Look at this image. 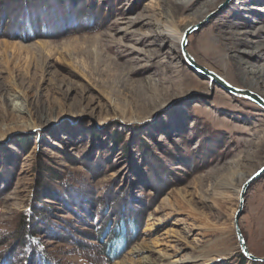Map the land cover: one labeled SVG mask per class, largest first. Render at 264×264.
I'll use <instances>...</instances> for the list:
<instances>
[{
  "label": "rangeland",
  "instance_id": "1",
  "mask_svg": "<svg viewBox=\"0 0 264 264\" xmlns=\"http://www.w3.org/2000/svg\"><path fill=\"white\" fill-rule=\"evenodd\" d=\"M50 1L0 0V250L43 203L52 213L33 246L60 264H117L159 236L178 264H264L234 224L238 186L264 165V107L189 63L183 35L174 47L154 28L173 13L176 28L196 26L195 61L262 94L264 79L247 83L238 66H264V0ZM109 204L142 222L111 262L94 239ZM239 225L264 256V171Z\"/></svg>",
  "mask_w": 264,
  "mask_h": 264
},
{
  "label": "trees",
  "instance_id": "2",
  "mask_svg": "<svg viewBox=\"0 0 264 264\" xmlns=\"http://www.w3.org/2000/svg\"><path fill=\"white\" fill-rule=\"evenodd\" d=\"M23 11H26V8ZM29 27L31 29V23H29ZM44 195L48 194L44 193ZM64 197L71 201V197L66 195V193ZM40 198L42 196H39L36 200L40 201ZM113 202L115 201L111 199L109 203L113 206ZM121 202L127 203L126 199H122ZM110 204L104 209L105 213L102 212V215L99 214L100 220H102V216L107 218L108 215L114 214L111 213L112 207ZM41 207L45 208V205L43 203H36L35 207L32 205V210L37 213L38 217L33 220H27V222L24 219L21 222L22 224L20 223L18 225L17 232L11 238L12 241L3 250H0V264H60L36 249V245L33 246V236L39 233L38 230H44L46 228L45 225L49 222V216L52 213L46 208L42 210ZM121 209L123 211L115 212L114 218L110 216L107 219L106 224L103 225L104 227L100 229L99 235L94 237L96 241L102 243V253L109 262L119 258L134 240H137L142 226L141 219L138 218L137 214L132 213L129 209L127 211L124 208ZM19 242L21 243L19 244ZM16 244H19L17 248H15ZM8 247L10 248L5 250ZM18 257L21 258V261Z\"/></svg>",
  "mask_w": 264,
  "mask_h": 264
},
{
  "label": "bare ground",
  "instance_id": "3",
  "mask_svg": "<svg viewBox=\"0 0 264 264\" xmlns=\"http://www.w3.org/2000/svg\"><path fill=\"white\" fill-rule=\"evenodd\" d=\"M36 1V0H35ZM42 1V0H41ZM49 1V0H48ZM52 1V0H51ZM50 1V2H51ZM23 2V1H22ZM49 2V3H50ZM34 3V2H33ZM20 4V3H19ZM24 5V4H23ZM21 6V5H20ZM44 6V5H43ZM51 6L55 7L56 5L51 4ZM24 7V6H23ZM52 7V8H53ZM56 8V7H55ZM100 10V8H99ZM51 11V9H50ZM76 11V10H75ZM56 13V12H55ZM51 14V13H50ZM174 14V13H173ZM169 15L168 17L165 16V18L167 20H162V17L157 18L156 21H154V28L156 30V32L161 36L166 35V36H170L172 38V46L176 47V43H174L175 39L180 40L181 36L184 33L185 28H176L177 26L174 25V20L172 19V15ZM53 15V14H52ZM60 16V14H59ZM164 16V15H163ZM53 17V16H52ZM58 17V16H57ZM47 19V18H46ZM50 20V19H49ZM52 20V19H51ZM166 21V22H164ZM168 21V22H167ZM58 24V23H56ZM55 24V25H56ZM137 24V23H136ZM60 28V27H58ZM153 28V29H154ZM56 29V28H55ZM58 30V29H56ZM58 32V31H57ZM256 34V33H255ZM253 36H256V35ZM258 34V33H257ZM179 46V44H178ZM264 49V45L260 46V48H258L257 52H255V57L259 58L261 56V53H258V51L263 50ZM190 51V50H189ZM254 53V52H253ZM252 55V54H251ZM247 59L244 60H239V70L243 76L242 79H244L247 83H255V84H259L261 83L262 79H264V66H258L256 63L251 61V57L250 55H246ZM264 58V57H262ZM200 64V63H199ZM209 68V67H208ZM205 74V73H204ZM206 75V74H205ZM219 75V73H218ZM248 90L257 93L258 95L261 94L258 91L252 89L251 87H247ZM264 89V87H263ZM264 92H262L261 96L264 98ZM263 109V108H262ZM209 144V143H208ZM201 150V149H200ZM107 156V155H106ZM129 157V156H128ZM139 160V159H138ZM157 161V160H156ZM158 162V161H157ZM255 171V169L253 170ZM252 171V172H253ZM139 175V174H138ZM142 176V175H141ZM163 177V176H162ZM247 178V177H246ZM244 178L243 181L246 179ZM115 181V180H114ZM121 181V180H120ZM242 181V182H243ZM241 184L238 186V196H239V190H240ZM126 189V188H125ZM138 198V197H137ZM116 200V199H115ZM109 203V202H108ZM116 204V203H115ZM118 205V204H117ZM117 207V206H116ZM236 209V208H235ZM146 214V213H145ZM141 215V214H140ZM125 220V219H124ZM129 222V221H128ZM106 224V223H105ZM130 227V226H129ZM152 227V226H151ZM169 232V231H166ZM168 234V233H167ZM162 235V234H161ZM245 236V235H244ZM167 238V237H166ZM238 238V237H237ZM164 237L163 236H159V237H154V238H149V237H145L143 238L141 241H139L138 243H136L135 245H133L128 251H127V255H125V257H123L121 260H117V264H178L183 262L186 257H172V255L166 251L163 248H160L158 246H160L162 243H165L163 241ZM238 240V239H237ZM97 249V248H96ZM158 252L156 256L154 255V252ZM208 253L205 252H201L200 255H196L194 258L197 257H206L209 260L210 259H216L218 256H207ZM220 254V253H219ZM225 254V253H224ZM223 252L220 254V256L224 257ZM187 260V259H186ZM217 260V259H216ZM252 260V259H251Z\"/></svg>",
  "mask_w": 264,
  "mask_h": 264
},
{
  "label": "water",
  "instance_id": "4",
  "mask_svg": "<svg viewBox=\"0 0 264 264\" xmlns=\"http://www.w3.org/2000/svg\"><path fill=\"white\" fill-rule=\"evenodd\" d=\"M196 28V26H189L188 28L185 29L182 39H181V48L183 51V54L187 57L189 63H191L195 68H197L198 70L208 74L209 76L214 77V79L216 81H218L222 86H224L225 88H227L229 91L233 92V93H242L245 94L249 97H251L252 99H254L257 103H259L260 105H262L264 107V98H262L260 95H258L257 93H254L248 89H243V88H239L236 87L230 83H228L226 80H224L221 76H219L218 74H216L214 71L207 69L205 66L198 64L195 59L193 58V56H191L187 50V45H185L183 43L184 39L187 38L188 34L194 29ZM264 171V165L261 166L258 170L254 171L250 176H248L244 182L241 184L240 190H239V206L237 208V210L235 211L234 214V224H235V229H236V233L238 236V240H239V245L241 248V251L243 252V254L247 255L249 258L253 259V260H264V256H260L257 255L253 252H251L246 244V240H245V236L240 228L239 225V218L242 214V210L244 207V202H245V193L247 188L249 187V185L251 184V182L253 180H255L262 172Z\"/></svg>",
  "mask_w": 264,
  "mask_h": 264
},
{
  "label": "snow or ice",
  "instance_id": "5",
  "mask_svg": "<svg viewBox=\"0 0 264 264\" xmlns=\"http://www.w3.org/2000/svg\"><path fill=\"white\" fill-rule=\"evenodd\" d=\"M183 43H184L185 45H187V43H188L187 38L184 39Z\"/></svg>",
  "mask_w": 264,
  "mask_h": 264
}]
</instances>
